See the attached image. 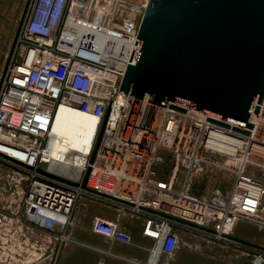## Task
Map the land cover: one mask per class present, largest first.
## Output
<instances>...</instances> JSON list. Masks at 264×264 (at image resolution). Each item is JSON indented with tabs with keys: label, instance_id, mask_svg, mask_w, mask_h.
I'll list each match as a JSON object with an SVG mask.
<instances>
[{
	"label": "built area",
	"instance_id": "obj_1",
	"mask_svg": "<svg viewBox=\"0 0 264 264\" xmlns=\"http://www.w3.org/2000/svg\"><path fill=\"white\" fill-rule=\"evenodd\" d=\"M149 1L30 0L0 82V163L29 180L14 224L68 226L78 201L89 198L117 209L116 221L96 217L92 226L112 243H133L120 222L125 214L144 220L143 234L157 242L147 264H171L182 231L234 244L262 264L264 248L233 235L242 223L264 229V180L256 175L264 174V100L252 129L175 101L163 106L120 92L139 29L86 12L103 2L143 18ZM80 28L89 33L81 43ZM62 105L101 120L87 182L41 167ZM216 167L234 176L227 193H208L200 180Z\"/></svg>",
	"mask_w": 264,
	"mask_h": 264
},
{
	"label": "water",
	"instance_id": "obj_2",
	"mask_svg": "<svg viewBox=\"0 0 264 264\" xmlns=\"http://www.w3.org/2000/svg\"><path fill=\"white\" fill-rule=\"evenodd\" d=\"M120 92L253 129L264 100V0H150Z\"/></svg>",
	"mask_w": 264,
	"mask_h": 264
},
{
	"label": "rangeland",
	"instance_id": "obj_3",
	"mask_svg": "<svg viewBox=\"0 0 264 264\" xmlns=\"http://www.w3.org/2000/svg\"><path fill=\"white\" fill-rule=\"evenodd\" d=\"M30 0H0V82L8 66L12 55L16 35L23 19L25 10ZM104 8H100L98 6ZM91 10L86 15L96 20L106 21L116 27L125 30L139 29L142 12H130L119 10L103 2L90 4ZM97 7V8H93ZM132 25H125L126 22ZM56 166V165H55ZM41 167L48 169V163L43 162ZM58 167V166H57ZM75 174H80V181L85 179L87 172L71 169ZM200 180L206 184L208 193L221 191L227 193L231 190L234 176L216 167L203 173ZM257 177L264 180L263 173H257ZM24 183L22 191L20 184ZM29 185L27 176L18 170L0 163V217L17 215L19 212L20 200L25 196ZM3 216V217H2ZM58 244L63 240L65 234V224H57ZM181 243L172 258V264H258L259 261L242 248L230 243H223L210 239L196 233L186 231L180 232ZM233 237L237 240L248 242L256 247L264 248V229L256 225L240 224ZM117 264V263H116ZM127 264V263H125ZM264 264V259L262 260Z\"/></svg>",
	"mask_w": 264,
	"mask_h": 264
},
{
	"label": "crops",
	"instance_id": "obj_4",
	"mask_svg": "<svg viewBox=\"0 0 264 264\" xmlns=\"http://www.w3.org/2000/svg\"><path fill=\"white\" fill-rule=\"evenodd\" d=\"M19 186L22 191L24 183ZM96 217L116 221L118 211L113 206L89 198L78 201L71 224L65 226L67 239L59 244L57 226L46 229L28 223L14 224L10 216L0 217V264L148 263L157 242L143 234L144 220L141 217L125 214L120 219L122 227L133 236L130 245L112 243L95 234L92 226ZM166 260L167 257L163 256V261Z\"/></svg>",
	"mask_w": 264,
	"mask_h": 264
},
{
	"label": "bare ground",
	"instance_id": "obj_5",
	"mask_svg": "<svg viewBox=\"0 0 264 264\" xmlns=\"http://www.w3.org/2000/svg\"><path fill=\"white\" fill-rule=\"evenodd\" d=\"M80 31L83 32L78 34L79 43L86 38V33L89 34L83 28H80ZM100 126L101 120L98 117L62 105L56 112L49 144L43 150L44 160L48 163L50 172L70 180H79L81 175L73 173L71 169L80 170V173L86 170L99 136ZM113 140L115 138L106 144Z\"/></svg>",
	"mask_w": 264,
	"mask_h": 264
}]
</instances>
